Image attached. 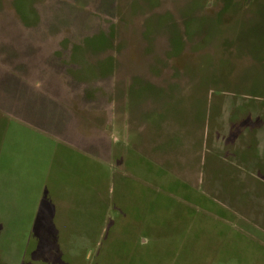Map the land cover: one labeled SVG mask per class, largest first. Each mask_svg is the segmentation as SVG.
<instances>
[{
    "label": "rangeland",
    "instance_id": "obj_1",
    "mask_svg": "<svg viewBox=\"0 0 264 264\" xmlns=\"http://www.w3.org/2000/svg\"><path fill=\"white\" fill-rule=\"evenodd\" d=\"M0 264H264V0H0Z\"/></svg>",
    "mask_w": 264,
    "mask_h": 264
}]
</instances>
